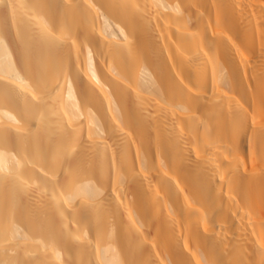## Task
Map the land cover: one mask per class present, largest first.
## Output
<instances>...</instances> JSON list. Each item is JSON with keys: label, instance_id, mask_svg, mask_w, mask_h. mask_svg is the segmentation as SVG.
Listing matches in <instances>:
<instances>
[{"label": "bare ground", "instance_id": "obj_1", "mask_svg": "<svg viewBox=\"0 0 264 264\" xmlns=\"http://www.w3.org/2000/svg\"><path fill=\"white\" fill-rule=\"evenodd\" d=\"M0 264H264V0H0Z\"/></svg>", "mask_w": 264, "mask_h": 264}]
</instances>
